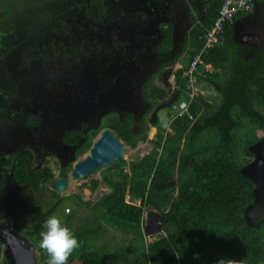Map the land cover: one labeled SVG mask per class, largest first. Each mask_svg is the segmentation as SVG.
<instances>
[{
  "label": "trees",
  "instance_id": "1",
  "mask_svg": "<svg viewBox=\"0 0 264 264\" xmlns=\"http://www.w3.org/2000/svg\"><path fill=\"white\" fill-rule=\"evenodd\" d=\"M17 4L18 0H0V21ZM222 4V0L216 2L209 14L194 26L185 70L176 72L179 86L184 84V72L202 49L205 34L211 29ZM185 12L193 16L189 3H186ZM242 13L235 17L234 22ZM87 14L88 21L95 18L92 11H87ZM141 19L147 20L144 16ZM233 25L227 24L222 41L202 56L206 63L213 64L212 73L199 76L206 85V91L212 93V102H207L204 96L199 97V102H194L191 110L197 117L195 121L188 115H182L172 122L168 130L161 129V124L156 123L159 132L154 149L132 163L130 175L123 170L126 160L119 170L110 167L103 173V183L111 188L108 194L95 202L85 201L81 194L59 196L23 232L22 236L36 246L42 264H48L49 257L39 247V233L50 215L57 216L79 240L80 246L71 253L68 264H216L220 257L227 258L229 264H264V219L256 226L248 221L246 214L255 201L256 182L245 171L247 158L254 156L252 146L264 141V51L255 49L252 53L251 46L238 42L233 37ZM165 33L157 49L162 62L156 70L143 76L141 90L146 95L147 111L169 94L164 86L157 84V79L177 60H165L169 55L163 56L172 47L173 40V32L167 28ZM97 37L80 33L73 36L74 41L67 46L72 53L77 52V59L80 54L89 58L92 53L95 56L92 60L100 65V70L110 68L120 56L123 57L122 62L136 60L142 66L143 51L139 50L138 58L130 57L129 48H123L124 43L120 40L111 42L103 40L102 36ZM68 47L54 40L45 48H57L54 49L55 54L47 56L44 53L37 60L45 61L47 70L57 74L70 64L72 53L63 52ZM29 120L32 124L38 123L36 115H30ZM102 121V128L114 127L119 138L136 147L138 139L130 130V115H107ZM95 135L88 134L86 141L78 146V154L92 147ZM83 137L82 129L64 134V139L72 145H78ZM141 138L146 140L147 133L141 134ZM31 163V155L26 154V158L23 157L15 166L12 179L21 187L40 191L41 186L54 179L55 175L52 169H41L31 166ZM67 169L62 176L67 177ZM113 169L118 171L109 174ZM173 181H177L174 186ZM99 184V180H93L91 189L96 191ZM127 195L131 203L127 202ZM65 198L71 199V204L64 203ZM137 199L141 203L136 204ZM2 205L0 200V207ZM68 205L86 207L89 212L86 221L78 224V216L70 212ZM66 207L69 212L65 211ZM147 207L161 214L162 231L152 241L147 240L144 225ZM109 228L123 234V244L110 245L102 241ZM3 245L0 238V264L3 262Z\"/></svg>",
  "mask_w": 264,
  "mask_h": 264
},
{
  "label": "rangeland",
  "instance_id": "2",
  "mask_svg": "<svg viewBox=\"0 0 264 264\" xmlns=\"http://www.w3.org/2000/svg\"><path fill=\"white\" fill-rule=\"evenodd\" d=\"M78 1L84 2L85 0H35L34 2H31L42 4L37 7L31 8L33 9L35 15L42 17L31 19V23L27 21L28 25L33 29L40 26L38 28V32H34V30L30 31L31 33H34L30 40H28L29 43L34 47L36 46V44H38L40 48V46H46L54 40L59 41L60 38L58 32H55L54 30L55 28H59L58 14H64L65 17L68 18V21H74L76 24L75 29L83 26L82 32L93 35V37L102 36L103 40L108 39L110 33L103 29L98 30V27L93 23V20L89 22L90 20L88 21L85 10L76 5ZM104 1L107 3V5H105V9H108L106 11V18L108 17L109 19H111V22L115 26H117L118 21L121 20L123 12L127 14L128 17L135 15L134 26H136L137 20L139 21V16H144L147 19L148 26L146 27V31L148 32V34L145 35L147 36L146 41H148V44L145 46L144 53H147V55L150 56L149 58H152L153 64L147 65V69H145V72L143 74H139V77L146 76L148 72L155 68L154 66L158 65L157 62H162L163 58L157 54L156 47L160 43L162 37L164 38L166 25L171 24L170 22H172L176 28V34L173 33V39L175 37H178L175 43V48L176 50H179L182 47L184 42L185 30L184 27L182 28V25L180 23H188V19H190L188 14L185 12L186 0H183L182 3V0ZM207 6L208 5L205 4V10L207 9ZM256 9H258V7ZM114 14H116V16H114ZM7 23L9 22L7 21ZM102 23L100 24L102 25ZM32 25H34V27ZM118 26L120 34H130L128 28H123L121 24ZM168 31L172 32L174 31V29L168 27ZM104 35L107 36L104 37ZM246 39L247 37H245V40ZM26 40L27 36L25 33V29L23 28H18L17 31L14 32V34L5 39L4 43L8 42V44L15 45L19 49H16L15 51L13 50V52L4 54L0 57L2 58L0 59V105L2 103L4 105L6 99L9 97L10 92L16 90L14 85H17V83L13 84V82L16 81L19 83L22 81L23 83L27 84L30 89H32L30 93L24 92L25 94L22 95L29 96L28 102L30 104H28L34 110L38 111L44 116L45 121L43 122V124L51 120L53 123L54 120L57 119L56 132H58L59 137L61 136L64 128H81L85 130L89 127H96L99 121L103 123L102 119L104 118V116L108 115L109 117L110 115H113L121 117L122 114L123 116L125 115V112L136 111V119L134 123L135 131L133 133L139 134V142H137L136 147H134L124 138H120L126 150V155L123 157V160H126L127 163L123 166V170L130 175L132 163L137 161L139 158H143L145 155L153 151L154 141L158 136L156 132H159V127H151L152 124L150 123V121L147 122L143 120V99H145L146 95L142 92L141 88L139 89L138 106L137 99L134 98L129 91L124 92V88L121 86V84L126 83L125 81L128 82V80H121V77L123 76V68L120 70L114 69L110 66V68L108 69L101 68L102 70H100L98 69L100 68V65H98L96 61L92 60L95 58L92 53L89 58H87V56L85 55L80 54L79 58L77 59L75 57V55H77V52L74 51L72 53V49H70V47L66 45V47L68 48L64 49L63 52H66L68 54L72 53V57L70 59L69 66L59 72L57 83L59 84V86L63 85V91L60 93L58 88L54 87V95L58 94L59 96V102L57 101L54 104L53 101L49 100L48 97H46V94L48 87L51 84L50 82L54 81L55 76L49 75L52 72L50 70H47L48 65L45 61L43 62L41 60H37L31 62L29 65L24 63L25 59L21 57V55H23L21 54V52L28 44V42H25ZM60 46L61 45L58 43V47L61 49ZM141 49L142 48L139 47V50ZM171 56L173 57L174 54H172ZM168 59L171 58H165V60ZM179 59H181L180 63L183 64L184 56ZM130 62H132V60H123L122 63L125 65L129 64ZM16 65L17 70H15ZM119 78L121 82L117 81ZM172 79L173 81H175V77H173ZM4 84L6 86H12V89L8 90L5 93L6 88ZM157 84H162L160 78L157 79ZM48 93L51 95L49 90ZM183 99L184 101H187L184 94ZM51 106L53 111L50 110ZM59 111L61 112L60 114ZM177 112L178 110L175 108V106L169 107L166 116L165 112L164 114L160 115L162 117V122L165 123V120L169 118L170 115L175 117L177 115ZM128 115H130L132 118L131 113H129ZM6 122L9 123L8 120H6L5 123ZM12 127H14L13 123H11L10 130L5 128V126L3 128L7 133H9L13 131ZM107 128L109 127L97 129L98 132L95 135L94 142L98 140L99 137H102L103 131ZM160 128L164 130L168 127H166L164 124V126L162 125ZM42 129L48 132V124L46 126L42 125L38 129L30 130V134H38L40 137L46 136V134H41L44 133V130ZM5 130L2 131L5 132ZM143 133H147L146 140H142L141 138V134ZM2 135L3 134H0V137L3 138ZM59 137H55L56 144H51V152H48L47 149H41L42 147L40 145L33 146V148L37 147L35 148L37 152L34 151L33 165L40 166L42 160L46 159L47 163L45 164V167L52 169L55 175V179L50 183H45L44 185H42L40 191H35L29 187H18L15 183L12 182L10 178V166L4 168L0 167V200L3 201V205L0 207V226L1 224L3 225V223L8 224L13 229V232L22 236L23 232L28 230V228L38 220L41 213L52 206L60 197L69 196L71 194H81L85 201L95 202L111 190V188L103 183L102 180L103 173L106 172L110 167L101 168L100 170L86 177H74L73 172L75 164L81 160H84L90 154L91 148L85 154L78 156V158L73 162V166L68 172L67 184L65 188L62 191L56 190V180H58L59 177L61 178V174L66 164L69 165L67 157L72 156L74 153V148H66V146H63L62 142L59 141ZM12 144L13 142L7 140V138L2 142L0 141V153L6 151V146L12 147ZM260 146H263V140L258 141L252 146L253 152L258 156L257 160L261 162V164L257 163V165L254 166L251 171H254L252 172V174L255 175V177L261 175V177L259 178V191H264L263 181H261L262 177H264V168H262L263 161H260V153L264 150V146L262 149H260ZM247 159V162H249L248 166H252V164L256 161L253 156ZM41 167H43V165H41ZM245 171L247 172L248 169L246 168ZM115 172L116 170L113 169L109 174ZM247 175L252 177L248 172ZM118 179L119 178H117V181ZM93 180L100 181V184L96 191H93L91 189V183ZM176 183L177 181L175 182V184ZM70 202L71 199L68 200L65 198L64 203L71 204ZM136 203L139 204L140 201H136ZM76 206L77 205H68V207H70L71 209L70 212L75 213V215L79 218L76 220V222L78 224H82V221H86V219L88 218L89 212L84 206H81L79 208ZM68 207H66L65 209L66 212L68 211ZM247 218L248 221L253 225H259V223L264 218V207H261L258 205V203H255V206L252 205L251 207H249V215L247 213ZM144 225L147 240H154L157 233L162 231L161 221L157 210L151 207L145 209ZM26 239L29 243L33 244L30 239ZM102 241L108 242L110 245H114L116 243L123 244L124 237L123 234L119 231L109 228L106 232H104ZM36 256L37 264H42L39 258L40 253L38 251ZM1 257L3 258V262H1V264L11 263L12 259L9 255L8 247L6 246V244L1 247ZM6 258L8 260L7 262H5Z\"/></svg>",
  "mask_w": 264,
  "mask_h": 264
},
{
  "label": "flooded vegetation",
  "instance_id": "3",
  "mask_svg": "<svg viewBox=\"0 0 264 264\" xmlns=\"http://www.w3.org/2000/svg\"><path fill=\"white\" fill-rule=\"evenodd\" d=\"M34 1L35 0H18V4H17L16 8L14 10H12L6 16V18H4L0 21V57L4 54H9L10 52H13V50L15 51L16 49H19L15 45L8 44V42L4 43L5 39L8 38L10 35L14 34V32H16L18 28L25 29V33L27 36V40L25 42H28V44L24 47V50L21 52V54H23V55H21V57H23V59H25V61H24L25 64L29 65L31 62L37 61V57L42 58V56H43L42 54H44V53H45V55L49 56V55L55 54V50H58L56 48H54L55 50L54 49L47 50V48H45V47L48 46L49 44H47L46 46H40V48H39V45L36 44V46L34 47L28 41L33 36L34 32L39 31L38 28L40 27V26H38V27L33 29L31 26L28 25V22L31 23L32 22L31 19L42 17V16L35 15L33 12V9H31L33 7H37L39 5H42V4H38V3H31ZM43 4H44V2H43ZM78 4H79V7L83 8L85 10L86 14H87V11H92L95 13L94 14L95 18L89 19L90 20L89 22H91L93 20V23L97 25L98 30L103 29V30H106L107 32H109L110 36H108V39H107L108 41L111 40V42H112V40H115V41L120 40V42H123L124 43L123 48H126V47L129 48L128 53H129L130 57L138 58L139 57V47L142 48L140 50L141 52L143 51L141 59H140V62H141L140 64L142 66H140L139 61L137 62L136 60H132V62H130V64L128 66H124V64L121 61L123 57H121V56L118 58V61L113 63L111 66L114 69H120L121 70L123 68L122 69L123 70V72H122L123 76L121 77V80L122 81L128 80V82L125 81L126 83L121 84V86L124 88V92L129 91L133 95V97L137 99V101H138L137 105L139 106V89L140 88L142 89V87L144 85L143 84V82H144L143 77H139V73L143 74L145 72V69H147V65L153 64L152 58H149L150 56L147 55V53H144L145 46L148 44V41H146L147 36L145 35V34H148V32L146 31V27L148 26L147 20L144 21L143 19H141L143 16H139V21L137 20V24H136V26H134V24H135L134 16L135 15L128 17V15L123 12L121 20H119L117 26H115L111 22V19H109L108 17L106 18V11L108 9H105L106 8L105 5H107V3L104 0H85L84 2L78 1L76 3V5H78ZM92 7H93V9H92ZM59 15L60 14H58L59 28H55L54 30H55V32H58V35L60 38L59 41H62V43L69 45L71 41H74V39L72 38L73 36L77 37V36H79L80 33H84V32H82L83 26H80V27L75 29L76 24L74 21H68V18L65 17L64 14L60 15V16ZM87 15L89 18V14H87ZM114 16H116V14H114ZM23 18H25V19H23ZM7 21L9 23H7ZM102 21H103V23H102ZM100 23H102V25ZM170 23L172 24L173 27L175 26L172 22H170ZM120 24L122 25L123 28H125V29L128 28L130 31V34H128V35L120 34L119 33V26H118ZM180 24L183 26L184 23L181 22ZM32 26L34 27V25H32ZM167 28H168V25H166V29ZM31 30H34V32L31 33L30 32ZM79 30H81V31H79ZM115 34H117V35H115ZM165 34L166 33L164 32V35ZM106 36L107 35H104V37H106ZM99 37H101V36H99ZM162 40H163V37H162L161 41ZM55 41L57 42L58 40H55ZM161 41H160V43H161ZM160 43L157 45V47L160 45ZM157 47H156V51H157ZM157 54H158V52H157ZM168 55H170V54L167 52L163 54L164 57H166ZM0 59H2V58H0ZM40 60H42V59H40ZM185 60L186 59L184 58V61ZM160 63L161 62H157L158 65ZM154 67L155 68H153L150 72L157 69V66H154ZM173 67L174 66L166 67L164 69V71L158 75V79L160 78V81L163 84V85L162 84H160V85L164 86L168 90L169 94L165 98L160 100V103H158L150 111H147L148 102L145 99H143L144 113L142 114V117H143L144 121H147V122L150 121V123L152 124L151 127H157L156 123H158V122L160 123V112L158 113L159 115H158L157 122L152 123L153 112L156 110V108L161 103L168 102L170 100V98L172 97V94H171L172 88L169 89L166 86L164 79H163V74L166 70H168L170 68L173 69ZM15 70H17V65H16ZM18 72H20V71H18ZM175 74H176V72L172 71L171 78H170L171 83H172V87H173L174 83H177ZM49 75L55 76V77H54V81L53 82L51 81L50 82L51 84L48 87V90L50 91L51 95L48 93V90H47L46 97H48V99L53 101V103L55 104L57 101L59 102V96H58V94L54 95L55 94L54 87H57L61 93L63 91V85L59 86V84L57 83L59 73H57V74L50 73ZM173 77H175V81H173V79H172ZM121 80L119 78L117 81L121 82ZM139 81H140V84H139ZM14 83H17V85H14L16 90H13L12 92H10L9 97L7 99L5 98L6 102L4 105H3V103L0 105V134H3L2 135L3 138L0 137V141L2 142L4 140H6V138H7V140H10L13 142L12 147L6 146V148H7L6 151H3L0 153V167L4 168L7 166H10V178H11L13 183H15L18 187L21 188V185L12 179V172L14 171L15 166L18 164L19 160H21L23 157L26 158V154H29L32 157L31 166H34L33 165L34 164L33 163L34 162V151L37 152V150L35 149L37 147L33 148V146L40 145L42 147L41 149H47L48 152L49 151L51 152V150H52L51 144H56V138L59 137V134H58V132H56L57 131V128H56L57 127V119H55L53 123L51 120V121H48V122L43 124V122L45 121L44 116L41 113H39L38 111L34 110L29 105L30 104L28 102L29 96L22 95V94H25L26 92L30 93V91L32 89H30L29 86L27 84L23 83L22 81L19 83L14 81L13 84ZM4 86L6 88L5 93L8 90L12 89V86H10V85L6 86L4 84ZM125 86H126V89H125ZM50 110L53 111L52 106L50 107ZM163 111H165V113L167 115L168 108L164 109ZM60 113L61 112L59 111V114ZM126 113L132 114V125L130 127V130L133 133L135 131L134 130V123H135V119H136V111L135 112H130V111L125 112V114ZM30 115H36L38 117V123L32 124L29 120ZM122 116H123V114H122ZM6 120H8L9 123H7V122L5 123ZM11 123H13V126H14V127H12L13 131L7 133L3 127L5 126V128L10 130ZM47 124L49 126L48 132H46L44 129H42V130H44V133H41L42 135L46 134V136L40 137L38 134H30V130L38 129L42 125L46 126ZM105 127H109L107 129H112V128L114 129V127H112V126H105ZM98 128H102L100 121L98 122V125L96 127L95 126L89 127L85 130L82 129L84 131V137L80 139L78 145H76V144L72 145L71 143H69L66 139H64V134L74 132V131H76V129H81V128H64L61 136L59 137V141L62 142L63 146H66V148H69V147L74 148V153L72 156L67 157L69 165L66 164V166L64 167V169L68 168L66 171L67 177L62 176L63 173L61 174V177L68 178V172L70 171V168L73 166V162L75 161V159H77L78 156L86 153V151H82V152H80V154H78L77 153L78 146H80L82 143H84L86 141L88 134H96L98 132V130H97ZM146 128H147V126H146ZM2 130H5V132H3ZM104 131H103V133H104ZM114 131H115V129H114ZM157 133H158V131H157ZM135 136L139 142V134H135ZM94 140H95V137H94ZM263 146H264V141H263ZM263 146H260V149H262ZM260 156H261L260 161H263L262 168H264V150L260 153ZM253 157L256 159V161L254 160L255 162L252 164V166H248L249 162H247L246 167H245L248 169L247 172L249 174H251L252 178L253 177L255 178V179L254 178L253 179L256 182L255 201L249 207H251L252 205L255 206V203H258L259 206L264 207V191H259V188H260L259 178L261 177V175L255 177V175L252 174V172H254V171H251L253 169V167L257 165V163L261 164V162H259L257 160L258 156L255 155V153H254ZM46 163H47V160L43 159L41 162V165H43V167H41V165L40 166L37 165L34 167H38V168L43 169L45 167ZM64 169H63V171H64ZM118 170H116V171H118ZM263 174H264V172H263ZM54 179H51L48 183H50ZM261 181H263V185H264V177H262ZM247 213L249 215V208H248ZM4 227H10V225L3 223V225L1 224V226H0V238L4 242V244H6L5 239L1 235L2 234L1 228H4Z\"/></svg>",
  "mask_w": 264,
  "mask_h": 264
},
{
  "label": "water",
  "instance_id": "4",
  "mask_svg": "<svg viewBox=\"0 0 264 264\" xmlns=\"http://www.w3.org/2000/svg\"><path fill=\"white\" fill-rule=\"evenodd\" d=\"M173 69L166 70L163 74V79L166 86L171 89L170 81ZM180 92L175 91L170 100L166 103H161L152 115V123L157 122L158 113L172 107L173 103L179 98ZM126 155V150L121 139L118 137L114 129H106L102 135L96 140L91 149L90 154L84 159L75 164L74 177L82 178L95 173L101 168L108 166L120 167L123 163V157ZM67 184V178L61 177L55 182V188L62 191ZM2 237L5 239L11 257L10 264H37V249L32 243L19 234L13 232L10 227L1 228Z\"/></svg>",
  "mask_w": 264,
  "mask_h": 264
},
{
  "label": "built area",
  "instance_id": "5",
  "mask_svg": "<svg viewBox=\"0 0 264 264\" xmlns=\"http://www.w3.org/2000/svg\"><path fill=\"white\" fill-rule=\"evenodd\" d=\"M222 3L211 29L205 34L202 49L193 57L190 66L184 72V84L182 86L177 83L173 84L171 94L175 91L180 92L179 98L172 105L175 106L178 112L175 117L170 115L165 120L166 127H169L172 122L182 115H188L190 120L195 121L197 117L193 114L191 107L194 102H199V97L204 96L207 102H212L205 89L206 85L200 80L199 76L201 73L205 75L206 72H211L213 64L206 63L202 56L222 41L227 24H233L238 14L251 12L254 8V0H222ZM183 94L187 101H184ZM164 112L162 111L161 114H164ZM67 209V212H69V208Z\"/></svg>",
  "mask_w": 264,
  "mask_h": 264
},
{
  "label": "crops",
  "instance_id": "6",
  "mask_svg": "<svg viewBox=\"0 0 264 264\" xmlns=\"http://www.w3.org/2000/svg\"><path fill=\"white\" fill-rule=\"evenodd\" d=\"M219 0H186V3L190 5L191 11L193 16L188 19V23H184L182 28L184 27L185 34H184V42L182 47L179 50H176L175 43L178 37H175L171 43L172 47L169 48L168 52L170 55L168 58H176V62L173 67V71L177 72V70L184 69V63H180L181 59L184 56L186 59L187 52L190 50V38L191 32L194 26L199 23L200 19L209 14V12L214 8L216 2ZM206 2V3H205ZM205 4H207V9L205 10ZM258 7V9H256ZM233 37L240 42L241 44H246L251 46L253 49L251 50L254 53L255 49H261L264 51V0H254V8L251 12H243L241 16H239L236 21L233 23ZM172 25V24H171ZM173 33L176 34V28L174 26ZM245 37L247 39L245 40ZM260 38V39H259ZM163 41V40H162ZM161 41V43H162ZM160 43V44H161ZM257 44V45H256ZM160 46V45H159ZM157 47V49L159 48ZM174 54L172 57L171 55ZM210 93V96H209ZM209 98L212 101L211 95L212 93L207 91ZM161 115V114H160ZM161 126L165 123L162 122V117L160 116ZM157 133V132H156ZM177 184V183H176ZM175 184V185H176Z\"/></svg>",
  "mask_w": 264,
  "mask_h": 264
},
{
  "label": "clouds",
  "instance_id": "7",
  "mask_svg": "<svg viewBox=\"0 0 264 264\" xmlns=\"http://www.w3.org/2000/svg\"><path fill=\"white\" fill-rule=\"evenodd\" d=\"M170 126L165 130H168ZM108 167H112V166H108ZM114 168L117 169L120 167H114ZM175 182L176 181L172 182L173 186ZM122 183L123 181L121 182V184ZM109 192H107L106 194H108ZM128 196L129 195H127V202L131 203L130 197L128 198ZM136 201H140V200L139 199L135 200V203ZM158 213L161 221V214L160 212ZM39 236H40L39 247L47 253L49 257L48 264H68L69 256L75 249H77L80 246L79 240L75 235V233L67 225L62 223V221L55 215H50L46 218V220L43 223L42 230L39 233ZM216 264H229V261L225 257H220L217 259Z\"/></svg>",
  "mask_w": 264,
  "mask_h": 264
},
{
  "label": "bare ground",
  "instance_id": "8",
  "mask_svg": "<svg viewBox=\"0 0 264 264\" xmlns=\"http://www.w3.org/2000/svg\"><path fill=\"white\" fill-rule=\"evenodd\" d=\"M242 14H243V13H242ZM214 20H215V19H214ZM213 23H214V22H213ZM204 34H205V33H204ZM203 37H204V36H203ZM222 39H223V38H222ZM203 40H204V39H203ZM183 66H184V65H183ZM184 68H185V67H184ZM181 69H182V68H181ZM184 70H185V69H184ZM215 70H216V69H215ZM177 71H178V70H177ZM211 73H212V72H211ZM211 73H210V74H211ZM175 75H176V74H175ZM208 75H209V74H208ZM208 75H207V76H208ZM204 76H205V75H204ZM207 76H206L205 78H207ZM202 78H203V76H202ZM184 79H185V78H184ZM170 81H171V80H170ZM168 99H169V98H168ZM153 129H154V128H153ZM151 131H153V130H151ZM100 133H102V132H100ZM153 134H154V133H153ZM153 134H152V135H153ZM98 137H99V136H98ZM140 203H141V202H140ZM150 215H151V214H150ZM158 219H159V218H158ZM142 223H143V222H142ZM143 226H144V225H143ZM150 228H151V227H150Z\"/></svg>",
  "mask_w": 264,
  "mask_h": 264
}]
</instances>
